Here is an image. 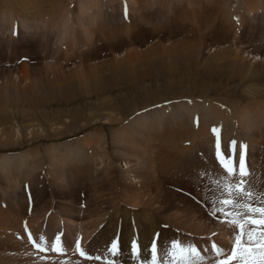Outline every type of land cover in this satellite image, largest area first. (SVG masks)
I'll list each match as a JSON object with an SVG mask.
<instances>
[{"label":"rangeland","instance_id":"obj_1","mask_svg":"<svg viewBox=\"0 0 264 264\" xmlns=\"http://www.w3.org/2000/svg\"><path fill=\"white\" fill-rule=\"evenodd\" d=\"M91 1L0 0V264L258 260L220 201L264 207V0Z\"/></svg>","mask_w":264,"mask_h":264},{"label":"snow or ice","instance_id":"obj_2","mask_svg":"<svg viewBox=\"0 0 264 264\" xmlns=\"http://www.w3.org/2000/svg\"><path fill=\"white\" fill-rule=\"evenodd\" d=\"M213 131H215V130H213ZM232 144L234 146L235 142H232ZM244 147H246V146H244ZM221 157H222V153L219 150V141H217V159L220 160L222 166L225 168V170L229 174H234V168L232 166V162L230 160H227V159H222ZM239 175L241 177L247 175V171H246V167H245V160H244L243 154H241L240 160H239ZM225 190L228 192L229 196H232L233 194H235L237 196L251 198V195H252L250 192L244 191L240 184H237L235 189H232L230 186H226ZM220 203H221V205L231 204L234 208L243 210V212L238 211L235 213H227L226 214V215H230L232 217L231 220L229 221V223H231L235 227L239 228L241 234H243L245 224L250 223L253 225H264V219L257 220V219H254L252 217V215H250L251 213H260V214L264 215V207L256 208V207H253L247 203H239L237 201L230 200V199L221 200ZM222 210L223 209H221V211ZM248 238H249V241H251L253 239V233L251 231L248 233ZM241 239H242L241 235L235 236V246L232 249V253H231V256L229 257V260L234 259L237 256L236 249L243 247L241 245ZM260 239L262 242H264V234L261 235ZM56 243H57V245H59V240H57ZM173 248L174 249L179 248V245L174 243ZM77 249L79 251V243H77ZM54 250H55V248H54ZM212 250L216 251L218 256L223 254V250L217 248L215 245H213ZM109 251L111 252L112 255L116 254L117 244L115 242L112 243ZM132 251L134 253L138 252V245L136 242H133V244H132ZM183 251L184 250L181 249V252H183ZM189 251L191 252V254L193 256H197V257L199 256L196 249L190 248ZM243 251H248V249L244 248ZM156 253H157V248H156V245L154 243L152 245V250H151L152 264H157V254ZM80 254L85 255L83 252H81ZM95 259H100V257H95ZM216 264H228V261L227 260H219L216 262ZM244 264H264V250H262L260 252V256H259L258 260L245 261Z\"/></svg>","mask_w":264,"mask_h":264},{"label":"bare ground","instance_id":"obj_3","mask_svg":"<svg viewBox=\"0 0 264 264\" xmlns=\"http://www.w3.org/2000/svg\"><path fill=\"white\" fill-rule=\"evenodd\" d=\"M84 1H86V0H84ZM83 0H79V7H80V11H86V15L88 16L89 15V13H90V10H91V8H90V5H92V1L91 2H84ZM100 1V0H99ZM94 3H97V2H94ZM97 6H95L94 8H96ZM90 9V10H89ZM96 11V10H95ZM95 11H93V15L94 16H97L96 15V12ZM26 13H29V12H26ZM99 13V12H98ZM13 16H16V14L14 13L13 14ZM67 16V15H66ZM81 16V15H80ZM12 17V16H11ZM35 18V17H34ZM65 18V17H64ZM16 18H14L13 19V21L15 20ZM64 20V19H63ZM13 21H12V23H13ZM62 22V21H61ZM14 25V24H13ZM23 29V28H22ZM24 31H27V29H26V27H24ZM58 42V41H57ZM253 93V96H259L260 94H256V93H254V92H252ZM262 109V108H261ZM259 116V115H258ZM249 122V121H248ZM258 129V128H257ZM251 130H252V127H251V124H249V123H247L246 124V129H245V133L248 135L249 133H251ZM216 133V132H215ZM219 133V132H218ZM224 139V138H223ZM217 141H219V150H220V152L222 153V155H226L228 158H229V160L233 163V159L231 158V157H229V155L228 154H225V152H224V149H223V144H222V141H221V139H220V137H218V136H216L215 137V141H213V143H212V145H213V147H212V149H213V153L214 154H217ZM240 143V142H239ZM238 143V144H239ZM238 146V145H237ZM255 149H257V148H255ZM72 150V149H71ZM72 152H76V149L74 150H72ZM32 156H33V154H32V152H31V158H30V162H32ZM216 163V162H215ZM256 163V162H255ZM217 164V163H216ZM247 164V163H246ZM258 164V163H257ZM218 165V164H217ZM219 166V165H218ZM255 166H256V164H255ZM248 167V166H247ZM261 167V166H260ZM228 176H231L232 174H229L228 172H226L225 170H223ZM235 173V172H234ZM238 184V183H237ZM208 232V231H207ZM242 245V244H241ZM256 247H264V244L263 243H259V242H257V243H254V244H252V243H250V244H246V246H245V248H256ZM248 251H246V252H244V253H247ZM249 253V252H248ZM247 253V254H248ZM254 259L256 258V257H253ZM252 258V259H253ZM243 259V258H242ZM252 259H250V260H252ZM247 261H249V260H247ZM243 262H245V261H243ZM242 262V263H243ZM241 263V264H242Z\"/></svg>","mask_w":264,"mask_h":264},{"label":"crops","instance_id":"obj_4","mask_svg":"<svg viewBox=\"0 0 264 264\" xmlns=\"http://www.w3.org/2000/svg\"><path fill=\"white\" fill-rule=\"evenodd\" d=\"M143 1H144V0H143ZM159 5H160V3L153 4V6L156 7V8H158ZM30 163H31V162H29V164H30ZM29 164H28V165H29ZM31 173H32V171H31ZM31 173H30V175H31ZM261 204H262V203H261Z\"/></svg>","mask_w":264,"mask_h":264}]
</instances>
